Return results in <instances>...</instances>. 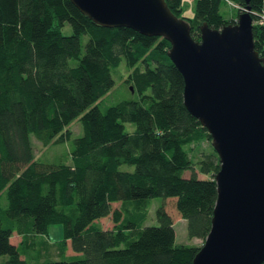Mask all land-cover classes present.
<instances>
[{
	"label": "trees",
	"instance_id": "1",
	"mask_svg": "<svg viewBox=\"0 0 264 264\" xmlns=\"http://www.w3.org/2000/svg\"><path fill=\"white\" fill-rule=\"evenodd\" d=\"M231 1L236 13L226 17L227 0H195L191 15L182 0H166L195 38L202 20L219 27L248 5L254 46L264 55V0ZM169 45L161 34L99 23L71 0H0V252L7 253L0 264L190 263L199 244L175 240L172 214L185 218L188 236L203 239L219 160L206 126L183 102ZM121 59L125 95L106 101L110 68ZM76 116L82 132L70 136ZM30 132L47 143L70 139V160L41 158ZM157 194L164 198L157 222L146 223ZM105 214L110 226L97 219ZM51 222L62 223L53 243L68 255L29 259L34 244L26 238L47 233Z\"/></svg>",
	"mask_w": 264,
	"mask_h": 264
},
{
	"label": "water",
	"instance_id": "2",
	"mask_svg": "<svg viewBox=\"0 0 264 264\" xmlns=\"http://www.w3.org/2000/svg\"><path fill=\"white\" fill-rule=\"evenodd\" d=\"M71 1L99 23L129 25L170 41L166 51L183 76V102L206 126L219 160L209 229L189 264H260L264 55L254 46L249 6L219 27L202 20L195 38L186 17L166 0Z\"/></svg>",
	"mask_w": 264,
	"mask_h": 264
},
{
	"label": "rangeland",
	"instance_id": "3",
	"mask_svg": "<svg viewBox=\"0 0 264 264\" xmlns=\"http://www.w3.org/2000/svg\"><path fill=\"white\" fill-rule=\"evenodd\" d=\"M194 2L195 0H182V13L186 15H191L194 11ZM237 6V3L235 1L227 0L226 3H223L221 5V11L224 16L229 17L232 15H235V8ZM242 9H248L244 5H240ZM183 16V15H182ZM236 18V17H235ZM253 23V19H252ZM71 30V26L68 22L64 25V31L68 32ZM86 34L83 33L81 35V41H82V48L83 43L86 39ZM111 75L113 77V84L109 88L108 93H106L105 100L106 101H113L116 99H119L125 95V86L123 78L127 74V66L125 65L123 59L117 64L110 68ZM69 134L77 135L82 132V125L80 122V119L78 116L74 117L69 122ZM126 127L131 129L133 127V122L126 121L125 122ZM30 139L33 144L34 150L37 154H40L39 156L43 159L51 160V161H57L61 159L70 160L69 154L67 152L69 146H70V139L64 140H58L49 142L46 140H43L42 137L37 136L30 132ZM201 145L203 147L208 146V143L206 140H203L201 142ZM123 167L126 168H132L133 165L131 163H123ZM186 173H188V170H186ZM201 176H205L206 173L200 172ZM163 196L157 194L150 197V200L147 205V217L145 219L146 223H156V216H155V207L157 204L161 203L163 201ZM169 203H171V199L168 200ZM118 204V200L112 201V205L115 206ZM173 218V226H174V235L176 241H183L187 243H195V244H201L203 239L200 236H188L186 233V220L183 216H181L178 212H175L172 214ZM103 226H110L112 224V220L110 217V214H105L102 216H99L97 218ZM62 234V223L61 222H51L48 225L47 233L43 232H34L33 234H30L26 240L31 242L33 240L32 244H34L33 248H31L26 255L29 257V259H43V258H49V257H64L68 255V251L64 252L63 254L61 251H58L55 244L53 243L56 241L57 238H59ZM12 239L19 238V235L15 232L11 234ZM30 242H27V244H30ZM23 254V253H22ZM7 256V253L0 252V260L4 259Z\"/></svg>",
	"mask_w": 264,
	"mask_h": 264
},
{
	"label": "crops",
	"instance_id": "4",
	"mask_svg": "<svg viewBox=\"0 0 264 264\" xmlns=\"http://www.w3.org/2000/svg\"><path fill=\"white\" fill-rule=\"evenodd\" d=\"M13 234V233H12ZM10 239L13 241V242H16L17 240L16 239H12L11 238V235H10ZM18 239V238H17Z\"/></svg>",
	"mask_w": 264,
	"mask_h": 264
},
{
	"label": "built area",
	"instance_id": "5",
	"mask_svg": "<svg viewBox=\"0 0 264 264\" xmlns=\"http://www.w3.org/2000/svg\"><path fill=\"white\" fill-rule=\"evenodd\" d=\"M261 17L264 18V14H262Z\"/></svg>",
	"mask_w": 264,
	"mask_h": 264
}]
</instances>
